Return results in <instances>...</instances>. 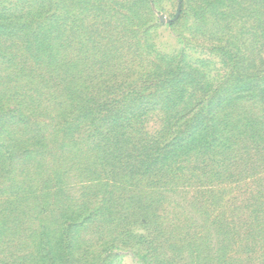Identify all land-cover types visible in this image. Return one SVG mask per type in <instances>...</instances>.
Segmentation results:
<instances>
[{"label": "rangeland", "instance_id": "rangeland-1", "mask_svg": "<svg viewBox=\"0 0 264 264\" xmlns=\"http://www.w3.org/2000/svg\"><path fill=\"white\" fill-rule=\"evenodd\" d=\"M151 1L0 0V264H264V182L199 192L148 172L136 192L107 183L108 165L100 183L91 180L105 167L117 128L130 131L138 115L135 127L148 136L183 140L187 131L166 128L164 112L180 109L183 94L194 92L193 104L206 89L210 95L226 79L252 73L248 51L264 43V12L252 15L251 0H187L191 15L208 6L212 40L188 35L186 18L169 25L179 0ZM117 2L124 17L108 6ZM153 22L157 30H143ZM237 57L245 63L235 70ZM233 108L257 111L252 100ZM126 146L111 147L109 161L122 175L131 167ZM81 150L97 157L77 162ZM201 150L177 148L176 163L164 160L180 183L202 172L201 157L210 154L197 157ZM38 151H47L50 168ZM61 151L68 157L55 160ZM125 202L134 206L131 225L120 221ZM201 222L205 229L193 232Z\"/></svg>", "mask_w": 264, "mask_h": 264}, {"label": "trees", "instance_id": "trees-1", "mask_svg": "<svg viewBox=\"0 0 264 264\" xmlns=\"http://www.w3.org/2000/svg\"><path fill=\"white\" fill-rule=\"evenodd\" d=\"M256 5L255 9L252 11V15H260L264 12V0H251ZM246 11H251L250 7L245 8ZM249 9V10H248ZM262 10V12H261ZM261 12V13H260ZM250 15V14H249ZM247 17L248 14H247ZM261 17L259 23L264 22V16ZM234 17H231L229 21H233ZM260 20V19H257ZM262 27V26H260ZM259 28V27H258ZM261 30V31H260ZM260 36L264 38V30L259 29ZM226 42V41H225ZM231 47L232 46H228ZM234 48H241L237 45ZM264 43L259 46L250 47L249 56L250 59L246 61L248 64V70H252V73H245V75H237L235 77H230L229 80L224 81V86L221 91L214 92L209 95V89H206L203 93L198 95L197 102L191 104L192 96L191 94H183L180 96V104L182 107L180 109L170 108L169 111H165L162 118L164 120L165 127L171 132L187 131L186 137L180 140L178 137L174 138L170 142H166V139L157 140L153 136H148L141 127H135V124L140 120V115L133 118L132 127L130 131H121L117 128V134L113 136V139L108 144V148L105 149L103 155L104 168L98 170L96 176L93 177V183H100L102 178V173L107 170L106 168L110 166L107 174L108 178L106 182H112L113 187H119L126 190V187H133L132 190L136 192L141 191L140 181H142L144 174L148 172H153V177L158 178L160 175L166 177L169 175V179H172L173 185L178 187H195L201 188L199 192H206L210 188H205L203 186H215L220 184H233L242 183L245 180H255L254 182H264ZM263 54V56L260 55ZM260 55V56H259ZM235 63V70L239 68L241 64L245 61L237 57ZM186 75L191 76V73ZM192 78V77H191ZM198 85V84H197ZM210 97V98H209ZM156 98L153 97L149 99L150 102L156 103ZM241 100H252L257 111L255 113L246 112L241 109H234V103ZM217 104V105H216ZM141 106V105H139ZM156 108H152L154 112ZM138 110V109H137ZM145 112V111H144ZM158 114V113H156ZM70 118L77 121V128L80 129L84 126V123L78 122L80 119L73 118V112L68 114ZM143 115V114H141ZM105 116H102L104 119ZM89 132L85 131L81 135L79 141L80 144L86 141V136ZM103 141H99L97 145L102 144ZM127 144L126 154L130 157L131 167H125V173L122 175L117 168L116 163L110 165L109 161L116 159L115 156L111 155L114 146H119L120 144ZM165 143V144H164ZM3 145V143H1ZM110 145V146H109ZM5 147V145H3ZM201 147V151L197 154V157H201L204 153H208L209 158L201 157V162H205V166H199L202 172H196L197 177L195 179L181 180L176 179L172 173L167 169V165L164 160L171 159L173 163L177 162V157L175 156V150L177 148H188L189 150H194L196 147ZM8 150L9 146L6 145ZM47 151H38L39 161H41L44 170L50 168V159L46 158ZM116 154V152H115ZM64 157H68V154L61 151L55 160L60 159L61 161ZM97 155L93 153H88L87 151H79V156L77 162L81 161H92ZM109 159V160H108ZM132 161L140 164H147V168L142 169V166H133ZM208 162V164L206 163ZM191 164V162L187 163ZM108 165V166H107ZM180 165L175 166L176 170L179 169ZM189 166V165H184ZM192 166V167H191ZM187 170L196 171V168L191 165ZM173 167V166H172ZM133 169V170H132ZM204 169V170H202ZM49 171V170H48ZM100 172V174H99ZM140 172V173H139ZM179 173V171H177ZM234 174L237 176L235 179L231 180L229 176ZM177 177V175H176ZM212 177L219 180L218 183H212ZM110 179V180H109ZM214 179V178H213ZM57 181L61 179L57 178ZM107 182V183H108ZM46 183L43 187H46ZM213 187L215 190L223 191L228 187ZM237 189V187H235ZM36 188L35 190H38ZM130 189V190H131ZM206 189V190H204ZM130 190L128 192H130ZM194 190V189H193ZM196 191V190H195ZM131 196V197H130ZM129 197L132 198V195ZM130 200V199H129ZM232 204V201H230ZM119 209H123V215L120 219L124 224L131 225L134 222V206L131 202L126 204H121L118 206ZM95 212V211H94ZM93 215L96 214V212ZM188 224V223H186ZM196 227H202L205 229L206 223H197L191 230H195ZM191 231V232H192ZM194 232V231H193ZM234 232V228L232 229Z\"/></svg>", "mask_w": 264, "mask_h": 264}, {"label": "crops", "instance_id": "crops-1", "mask_svg": "<svg viewBox=\"0 0 264 264\" xmlns=\"http://www.w3.org/2000/svg\"><path fill=\"white\" fill-rule=\"evenodd\" d=\"M134 1H139L140 3H141V1H145L146 3L148 1H150V3H152L151 0H134ZM201 1H204V0H201ZM181 4H182V8H181V14H180L179 18L177 20H175V21H169L168 20L169 25L174 26V25L180 23V21H182L183 19L186 18L187 20H189L188 27H186L187 28L186 31H188V35L194 36V37H201V38L206 39V40H212V38L214 37L212 35L213 34L212 32H213L214 29H210L209 28L207 30L204 27L205 22H206L205 21L206 19H205L204 16L206 15L205 13L209 9L208 6L206 7L204 5V3L200 4L199 7H197L198 8L197 10L200 11V15L199 14L198 15H195V14L191 15L192 13L190 12V9H188V7H187V0H181ZM103 6H106V4H104ZM108 6L113 7L114 8V12L117 15H120V16L124 17L126 14H128L127 10H123V7H124L123 4H120L118 2L117 3H108ZM161 22H163L162 18H161ZM135 28H137V27H135ZM146 28L149 29V30H151L153 28H156V30H157L158 29V23L157 22H153L150 27H143V30L144 29L147 30ZM206 49H208L207 46H206ZM209 49H213V47L210 46ZM177 54L182 55L183 53L177 52ZM160 178L163 179V176L160 175V177H158V179H160ZM158 179H156V181ZM258 180H259V178L255 179L253 181H258ZM243 183L244 182H242L240 184H238V183H233V184H230V185L220 184V185H215V186H211L210 185V186H203V187H221L220 188V190H221L222 187H241ZM145 187H149V186H145ZM155 187H161V188H151V189H153V190H158V189L159 190H163V188L166 189L165 187H171V186L169 184H167V185H160V186L155 185ZM173 187H178V186H173ZM204 190H206V189H204Z\"/></svg>", "mask_w": 264, "mask_h": 264}, {"label": "water", "instance_id": "water-1", "mask_svg": "<svg viewBox=\"0 0 264 264\" xmlns=\"http://www.w3.org/2000/svg\"><path fill=\"white\" fill-rule=\"evenodd\" d=\"M181 8H182V4H181V0H179L176 15L172 20H169V21H175L179 18L180 14H181ZM162 21L163 22L167 21L164 16L162 17Z\"/></svg>", "mask_w": 264, "mask_h": 264}]
</instances>
